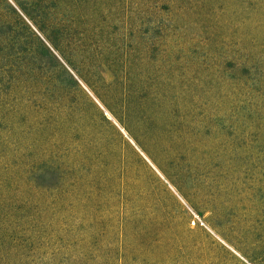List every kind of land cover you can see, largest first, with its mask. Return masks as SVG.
Here are the masks:
<instances>
[{
	"label": "rangeland",
	"instance_id": "1",
	"mask_svg": "<svg viewBox=\"0 0 264 264\" xmlns=\"http://www.w3.org/2000/svg\"><path fill=\"white\" fill-rule=\"evenodd\" d=\"M6 35L28 46L34 66L49 68L74 93L95 118L96 130L124 156L133 182L121 209L136 212L131 227L170 238L187 231L196 247L186 259L165 246L149 247L151 240L137 234L117 264H208L206 256L214 264H264L260 135L249 134L230 99L212 88L211 68L223 51L264 72V0H0V40ZM7 52L0 51V60ZM121 66H130L136 83L166 91L186 106L194 125L204 128L196 148L208 145L217 156H200L191 164L146 131L109 89V70ZM263 84L260 80V93ZM209 158L210 168L201 162ZM222 165L232 183L226 192H218ZM41 176L59 180L52 172ZM216 194L227 202L223 215L211 211ZM75 208L80 206L70 210ZM151 216L177 225L168 231L148 227L144 220Z\"/></svg>",
	"mask_w": 264,
	"mask_h": 264
},
{
	"label": "trees",
	"instance_id": "2",
	"mask_svg": "<svg viewBox=\"0 0 264 264\" xmlns=\"http://www.w3.org/2000/svg\"><path fill=\"white\" fill-rule=\"evenodd\" d=\"M13 40L8 35L0 40V51H8L0 60L5 61L0 66V264H117L127 241L137 234L151 240L149 247L165 246L177 257L195 254L187 231L170 238L161 231L150 236L146 227H131L136 212L121 209L123 194L127 196L133 182L124 156L96 130L95 118L74 93L60 86L49 68L34 66L28 46ZM219 52L222 60L211 67L212 88L230 99L231 110L242 114L249 134L260 135L264 163L263 69L244 66L245 57L237 61L230 53ZM109 72V89L121 106L176 157L185 155L196 164L197 157L217 156L208 145L196 148L202 144L204 128L194 125L186 106L168 98L166 91L136 83L130 66ZM237 78L242 80L236 82ZM201 162L210 168V158ZM228 171L223 165L217 169L218 192L232 184ZM51 172L59 174L58 181L42 180L41 174ZM221 195L213 200L211 211L216 215L228 209L226 201H219ZM77 205L80 208L72 212L71 206ZM258 217L262 229L261 209ZM144 221L166 231L177 225L161 216ZM205 261L214 264L210 256Z\"/></svg>",
	"mask_w": 264,
	"mask_h": 264
}]
</instances>
